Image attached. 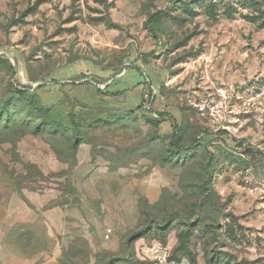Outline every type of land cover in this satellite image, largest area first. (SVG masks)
I'll return each instance as SVG.
<instances>
[{
  "label": "rangeland",
  "instance_id": "1",
  "mask_svg": "<svg viewBox=\"0 0 264 264\" xmlns=\"http://www.w3.org/2000/svg\"><path fill=\"white\" fill-rule=\"evenodd\" d=\"M0 133L14 167L26 137L109 173L77 251L39 264H264V0H0Z\"/></svg>",
  "mask_w": 264,
  "mask_h": 264
},
{
  "label": "crops",
  "instance_id": "2",
  "mask_svg": "<svg viewBox=\"0 0 264 264\" xmlns=\"http://www.w3.org/2000/svg\"><path fill=\"white\" fill-rule=\"evenodd\" d=\"M29 142L28 138L20 137L14 144L12 150L19 157L16 167L13 162H4L0 149V264H39L47 258L56 260L63 253V241L67 249L75 253L77 247L71 244L73 238L78 234L88 236L90 226L98 220L88 199L102 196L103 180H109L103 165L93 163L92 145L88 141L77 144L71 164L58 158L56 147L49 143L42 146L32 160L25 148ZM0 143L9 144L1 133ZM30 160L38 171V177L32 180L26 176L25 164ZM64 171L71 185L81 193V202L72 203L71 197L61 200V191L46 184L47 175ZM52 181V186L59 182L57 177Z\"/></svg>",
  "mask_w": 264,
  "mask_h": 264
},
{
  "label": "trees",
  "instance_id": "3",
  "mask_svg": "<svg viewBox=\"0 0 264 264\" xmlns=\"http://www.w3.org/2000/svg\"><path fill=\"white\" fill-rule=\"evenodd\" d=\"M167 16V12L166 10H158L154 13H152L149 17H148V24H154L160 20H162L163 18H165ZM15 91L17 94H19L20 96H24L27 92L26 87L25 85H22L20 84L19 82L15 81L14 82V85H13ZM155 116L154 117H146V120L148 122H151L153 123L154 125H158L160 123V121H162L163 119H165V116H169L172 118V116L168 113H165V112H155L154 114ZM176 134H177V128L176 126L174 127V130H173V138L176 137ZM247 153H249L251 155V160H256V152L261 155L262 157H264V153L263 151L261 150H256L254 148H250L248 147L247 150H246ZM256 161H259V160H256ZM254 162L253 164L254 165H257L258 162ZM261 165H263V161L261 163ZM250 166V164H249ZM247 166V167H249Z\"/></svg>",
  "mask_w": 264,
  "mask_h": 264
},
{
  "label": "built area",
  "instance_id": "4",
  "mask_svg": "<svg viewBox=\"0 0 264 264\" xmlns=\"http://www.w3.org/2000/svg\"><path fill=\"white\" fill-rule=\"evenodd\" d=\"M108 231H110V230H108Z\"/></svg>",
  "mask_w": 264,
  "mask_h": 264
}]
</instances>
